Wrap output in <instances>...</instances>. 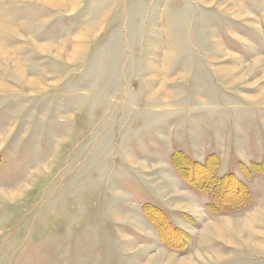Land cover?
<instances>
[{"label": "rangeland", "instance_id": "obj_1", "mask_svg": "<svg viewBox=\"0 0 264 264\" xmlns=\"http://www.w3.org/2000/svg\"><path fill=\"white\" fill-rule=\"evenodd\" d=\"M0 264H264V0H0Z\"/></svg>", "mask_w": 264, "mask_h": 264}, {"label": "trees", "instance_id": "obj_2", "mask_svg": "<svg viewBox=\"0 0 264 264\" xmlns=\"http://www.w3.org/2000/svg\"><path fill=\"white\" fill-rule=\"evenodd\" d=\"M175 159V156H174ZM176 160V159H175ZM176 162V161H175ZM174 162V163H175ZM177 163V162H176ZM176 168L178 170V165H176ZM189 166V167H188ZM187 167H185L186 171H179L181 174V177L185 180V182H187L188 184H190L192 186L193 189L195 190H204L207 191V193L209 194V196L211 197V202L208 204V209L213 212V213H217L223 210H229V209H233L235 206V202L237 200H239L240 198L242 199V197H248V194L246 192H241L239 194H235V192L233 193V195L229 198V201L227 203L224 204V202H220L219 197H218V189H212L208 186V188L205 187V183L203 181V184L199 182V178H197V175H195L194 172V165H190L188 164ZM229 175H234V174H229ZM215 176L211 177L209 180L210 182L212 181H218L219 179L218 177L216 179ZM213 185L216 186L215 183H210L209 185ZM216 188V187H215ZM246 193V194H245ZM251 196V195H249ZM233 200V201H232ZM143 210L144 212L156 223L157 228L159 230L160 233V238L163 242L170 244L173 246V249L184 252L185 250V245H187V239L189 238V235H187L186 233H183L181 236L177 237L176 236V229L178 227H176L174 224L171 223L170 219H168V217L166 216V213L159 208L156 205L153 204H147L143 206ZM173 236V240H176V242L172 240ZM176 237V238H175Z\"/></svg>", "mask_w": 264, "mask_h": 264}]
</instances>
